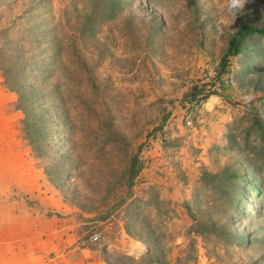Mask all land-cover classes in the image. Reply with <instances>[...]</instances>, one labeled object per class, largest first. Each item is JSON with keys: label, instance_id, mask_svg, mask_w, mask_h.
Listing matches in <instances>:
<instances>
[{"label": "rangeland", "instance_id": "374dc122", "mask_svg": "<svg viewBox=\"0 0 264 264\" xmlns=\"http://www.w3.org/2000/svg\"><path fill=\"white\" fill-rule=\"evenodd\" d=\"M245 22L264 25V0L238 8L231 0H0V48L11 38L23 57L45 62L57 87L52 101L64 120L62 130L52 126L49 154L66 158L58 190L44 171L53 159L32 153L0 70V235L8 202L38 211L47 195L76 211L81 241L100 246L110 264H147L146 254L163 264H264V199L250 194L235 207L236 192L211 179L251 159L229 149V132L264 149L248 129L254 112L264 123L261 92L248 83L264 69V38L248 39L257 51L230 58L218 76L227 39ZM255 149L264 176V152ZM134 155L140 169L127 197ZM29 177L32 191L23 188Z\"/></svg>", "mask_w": 264, "mask_h": 264}, {"label": "trees", "instance_id": "16d2710c", "mask_svg": "<svg viewBox=\"0 0 264 264\" xmlns=\"http://www.w3.org/2000/svg\"><path fill=\"white\" fill-rule=\"evenodd\" d=\"M256 35L264 38V25L260 27L248 22L242 23L235 32L229 35L226 48L221 57L218 76L227 72L226 68L230 58L238 56L245 49L251 50L252 52L257 51L255 48H247L246 46V41ZM2 40L4 41V46L0 48V70L2 72V77L4 78V85L9 91L16 94V108L20 110L23 115L21 123L24 139L28 142L31 151L36 158L45 159L50 155L49 151L53 148L54 132L52 126L56 123V126L61 128L64 120L59 113L57 105L52 101V96L56 92L57 87L54 88L52 85L50 86V84L47 83L48 77H44L43 75L45 72V68L43 67L46 65L42 67L40 64L45 62H39L38 57L35 58V56L28 59L23 57L22 54L24 53V47L21 48L19 52L16 51L18 47L15 46L11 38L6 37ZM53 53L46 56L50 60L47 64L48 67L53 66L52 63L55 56ZM7 58L10 59L5 60ZM250 71L251 70L247 67L244 72L246 73ZM263 75L264 69L257 72V79L254 80L253 77H250L248 83L253 86L254 90L261 92L260 100H263L264 102ZM31 78H34V81L30 80ZM35 78L39 81H36ZM198 94L201 93L198 91ZM211 95H214V93L209 95L206 94L202 97L199 96L195 99L194 106L199 105L201 102H205V100ZM253 114L254 116L251 119L252 126L248 129H255L257 137L264 141V123L257 113L254 112ZM226 139L231 151L234 149L239 154H251V159L241 161L236 167L224 169L221 173L211 176V179L217 178L221 180L223 185H229V187L232 188L231 192H236L237 197H234L233 199V205L235 207H239L245 202L250 194H259L264 199V189H261V186L259 185V179L264 184V176L257 168L256 162L259 153H257V150L255 149L256 147L259 149L261 147L259 145L254 147L253 144L249 143L247 137L241 139V136L239 137L232 132L227 134ZM260 150L264 152V149ZM50 157L53 159V163L50 166L44 167V171L50 184L59 190L64 187V184H59L63 176V170L60 167L59 162L66 161V158H64V155L60 154H52ZM139 169L140 166L137 156L134 155L130 158L127 169V179L125 183L128 191L127 197L130 196L129 190L132 187ZM223 185L221 184V188ZM222 194H224L225 198H228L229 196L228 191H222ZM228 201H230L229 198ZM239 201L242 202L240 205H238ZM246 204L250 206V204ZM238 239L242 240L244 244L251 245L253 242L252 238L247 235H244L243 237L237 235L233 236L234 242ZM155 247L156 244L154 243V248ZM146 259L147 264H163L160 259H156L150 254H146ZM105 261L106 264H110L108 260Z\"/></svg>", "mask_w": 264, "mask_h": 264}, {"label": "crops", "instance_id": "0c3cea01", "mask_svg": "<svg viewBox=\"0 0 264 264\" xmlns=\"http://www.w3.org/2000/svg\"><path fill=\"white\" fill-rule=\"evenodd\" d=\"M34 178L29 177L23 188L32 191L37 184ZM49 197L40 199L43 207L36 211L17 202L7 203L10 194H4L8 208L1 225L0 264H106L100 246L81 241L76 211Z\"/></svg>", "mask_w": 264, "mask_h": 264}, {"label": "clouds", "instance_id": "9594fccd", "mask_svg": "<svg viewBox=\"0 0 264 264\" xmlns=\"http://www.w3.org/2000/svg\"><path fill=\"white\" fill-rule=\"evenodd\" d=\"M231 3H232V6L233 7H242L243 6V3H244V0H231ZM255 99V96L254 94L251 92V91H246L243 95H242V100L245 102V103H251L252 101H254Z\"/></svg>", "mask_w": 264, "mask_h": 264}, {"label": "built area", "instance_id": "2783aa9c", "mask_svg": "<svg viewBox=\"0 0 264 264\" xmlns=\"http://www.w3.org/2000/svg\"><path fill=\"white\" fill-rule=\"evenodd\" d=\"M203 105V102H201L199 105H195L194 108L198 109L199 106H202ZM191 114H189V116L187 117V121H186V124L188 126L191 125ZM190 118V119H189ZM90 242H92L93 244H96V243H99L100 240H101V233L100 232H94L90 238H89Z\"/></svg>", "mask_w": 264, "mask_h": 264}]
</instances>
